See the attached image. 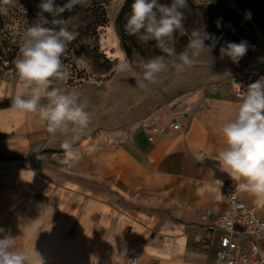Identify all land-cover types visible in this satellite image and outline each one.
Wrapping results in <instances>:
<instances>
[{
  "label": "crops",
  "instance_id": "crops-1",
  "mask_svg": "<svg viewBox=\"0 0 264 264\" xmlns=\"http://www.w3.org/2000/svg\"><path fill=\"white\" fill-rule=\"evenodd\" d=\"M181 74L167 100L160 93L133 105L114 101L105 85L66 89L91 116L72 167L63 163V134L12 110L23 82L1 78L0 239H16L29 264H130L131 256L135 264H222L201 216L228 209L225 189L264 221V200L237 192L215 160L220 129L241 101L226 82L264 78V55L249 46L237 64L212 50ZM260 257L249 264H264V239Z\"/></svg>",
  "mask_w": 264,
  "mask_h": 264
},
{
  "label": "clouds",
  "instance_id": "clouds-1",
  "mask_svg": "<svg viewBox=\"0 0 264 264\" xmlns=\"http://www.w3.org/2000/svg\"><path fill=\"white\" fill-rule=\"evenodd\" d=\"M16 2L0 0V15H8ZM84 3L86 0H67L60 6L55 0H41L38 20L26 29L19 55L14 61L17 75L23 82V91L12 98V110L34 114L45 122L49 134L55 136L61 133L66 137L61 148L65 156L63 163L68 167L82 159L74 142L88 128L91 116L86 110V103L81 102L79 92L54 85L57 81L66 82L69 79L70 68L63 63L62 57L68 45L79 35L71 19L64 18L62 13L71 12L76 5ZM187 7L188 0H171V3L133 0L125 31L141 43L155 41L164 55L140 61L137 65L139 71L124 58L115 65L114 71L131 72L136 85L146 89L149 84L158 82L161 73L169 70L183 72L203 53H210L219 38L199 28L189 34L184 25L183 10ZM177 33L182 37L188 36L185 48L179 53L175 47ZM205 41L212 43L206 44ZM247 51L246 41L225 42L220 47L221 58L227 56L237 64ZM220 131L224 147L215 159L220 169L237 181V192L264 200V78L247 87L233 115ZM88 151L90 154L93 149ZM203 159L201 156L200 161ZM3 231L0 228V233ZM0 264H29L27 255L11 236L0 239Z\"/></svg>",
  "mask_w": 264,
  "mask_h": 264
},
{
  "label": "rangeland",
  "instance_id": "rangeland-1",
  "mask_svg": "<svg viewBox=\"0 0 264 264\" xmlns=\"http://www.w3.org/2000/svg\"><path fill=\"white\" fill-rule=\"evenodd\" d=\"M160 3H171V0H159ZM41 0H17L14 7L10 8L8 15H0V79L7 74L18 79L14 61L19 55L20 44L26 29L38 20L40 12L38 5ZM125 0H108L104 5L107 23L98 29L97 38L91 35L81 34V25L70 18L78 31V37L71 42V58L73 69H70V77L66 82L57 81L54 86L70 89L79 85H89L99 91L104 85L110 92V97L123 103L132 105L145 98L160 96L175 91L181 85L184 74L169 70L161 73L158 82L149 84L146 89L136 85L131 72L117 73L115 65L126 58L122 49L116 18ZM133 3V1H132ZM131 7L128 12L130 15ZM184 25L190 34L195 28L204 30L219 38L212 50H219L226 41H246L252 49L260 50L264 55V13H261L254 0H188V7L183 10ZM219 24V27H218ZM125 36V44L130 47L129 62L139 71L137 65L140 61L150 59L158 55H164L157 47L155 41L147 44L141 43L128 33ZM177 53L182 51L188 36L176 34ZM206 44L212 43L205 41ZM225 58H229L224 56ZM171 59V58H169ZM70 68V67H69ZM246 76H238L241 78ZM248 77V76H247ZM232 79V78H231ZM231 79L226 84L231 88ZM232 90V88H231ZM147 96V97H146ZM126 105V104H125Z\"/></svg>",
  "mask_w": 264,
  "mask_h": 264
},
{
  "label": "built area",
  "instance_id": "built-area-1",
  "mask_svg": "<svg viewBox=\"0 0 264 264\" xmlns=\"http://www.w3.org/2000/svg\"><path fill=\"white\" fill-rule=\"evenodd\" d=\"M250 77L232 78L231 88L241 98ZM173 128H177L174 126ZM229 207L220 214L209 211L202 214L206 221V245L215 249V259L222 264H249L260 262V242L264 239V221L247 209L232 189H225ZM136 257L129 258L135 264Z\"/></svg>",
  "mask_w": 264,
  "mask_h": 264
},
{
  "label": "trees",
  "instance_id": "trees-1",
  "mask_svg": "<svg viewBox=\"0 0 264 264\" xmlns=\"http://www.w3.org/2000/svg\"><path fill=\"white\" fill-rule=\"evenodd\" d=\"M107 1L108 0H86V3L76 5L71 12L66 11L62 13V16L64 18H75V20L81 25L82 35H91L97 38L98 29L104 27L107 23V18L104 11V5ZM132 1L133 0H125V3L120 9L115 21L121 46L128 60L132 50L125 44L124 35L127 34L125 31V24L129 16L128 12L130 10ZM254 2L258 6L259 11L264 13V0H254ZM55 3L63 6L64 3H67V0H55ZM44 15L47 16L48 19H51L49 14L45 13ZM241 41L243 40H237L235 43H239ZM70 51L71 44L68 45V50L62 57V61L65 65L69 66L70 69H73L74 65L72 64V61H70L72 56Z\"/></svg>",
  "mask_w": 264,
  "mask_h": 264
}]
</instances>
